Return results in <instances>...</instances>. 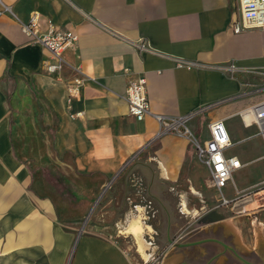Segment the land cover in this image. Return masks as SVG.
<instances>
[{"label":"crops","instance_id":"0c3cea01","mask_svg":"<svg viewBox=\"0 0 264 264\" xmlns=\"http://www.w3.org/2000/svg\"><path fill=\"white\" fill-rule=\"evenodd\" d=\"M237 2L0 0V264H139L121 242L130 237L143 257L128 232L134 217L147 258L162 253L161 264H264V190H255L264 178L234 183L224 194L233 201L218 209L224 218L201 222L207 195L218 200L209 170L186 135L161 131L154 117L197 112L188 122L194 134L223 118L239 140L228 121L264 97V28L235 33ZM34 13L41 31L51 21L78 34L59 74L43 69L48 50L21 30ZM228 63L241 70L217 67ZM73 66L85 78L69 110ZM140 76L150 112L136 120L125 92ZM76 111L83 114L71 117ZM240 125L264 148L254 127ZM119 177L130 182L122 212Z\"/></svg>","mask_w":264,"mask_h":264},{"label":"built area","instance_id":"2783aa9c","mask_svg":"<svg viewBox=\"0 0 264 264\" xmlns=\"http://www.w3.org/2000/svg\"><path fill=\"white\" fill-rule=\"evenodd\" d=\"M238 17L233 22L232 28L235 33L247 28H264V0H238ZM39 16L34 13L27 21L20 22L21 30L32 37V39L44 46L49 55L42 60L43 69L50 74H59L66 64L63 52L66 48L74 47L78 41V34L72 28H62L47 22L46 29L40 30ZM139 49H146L144 40L135 42ZM234 74L241 70L234 63L217 65ZM72 77L66 81L67 107L71 110L72 100L81 95L84 85L85 74L79 66L72 67ZM264 75V72H260ZM257 92L264 94V83ZM126 101L129 113L136 119L141 120L150 112L149 99L146 91L145 77L131 79L126 87ZM82 111L70 112L71 117H78ZM197 112L167 117L154 113V117L160 123L161 131H172L186 135L192 142L196 157L202 161L209 170L210 184L218 191V200L213 209L228 206L233 201L224 195L223 189L232 180L235 169L242 166L240 158L236 155H227L226 149L234 144L223 118L210 120L206 124L207 138L199 140L188 126V122ZM242 124L245 127H254L253 135L261 137L264 144V97L246 106L239 112ZM219 158V159H217ZM234 185V184H233ZM255 190H264V181L256 186Z\"/></svg>","mask_w":264,"mask_h":264},{"label":"rangeland","instance_id":"374dc122","mask_svg":"<svg viewBox=\"0 0 264 264\" xmlns=\"http://www.w3.org/2000/svg\"><path fill=\"white\" fill-rule=\"evenodd\" d=\"M261 78H258L257 80L260 81ZM199 117H200V122L204 120L203 115H199ZM240 120L238 118H236V119H232L231 121H228L237 130L238 137H239V140L235 141V143L228 148V153L237 154L242 159H247V158H253V159L247 164L244 162V164L240 168L236 169L233 172L232 180L229 181L227 187H225L223 189L224 194L227 196H232V194L234 193V185H233L234 183H237L240 187H243L246 184H249L251 182H256V181L264 178V148H263L261 142H259L257 138H255V137L247 138L246 130H244L242 128V126L240 125ZM188 125H189V123H188ZM198 129L199 130L195 133L196 136L198 137L199 140L204 139L206 137V131H207L206 126L199 123ZM206 179H207L206 180L207 186L211 185L209 177ZM127 180H128L127 177H124V178L119 177L118 181L116 183H114V185H113L115 187V189H118V191H119V189L124 188L121 191V200L124 202V208L120 212L124 211V209H125V206H126L125 191L130 188V182H128ZM50 181L52 182V184L55 185V187L57 188L59 193H61L63 196L68 195V192L70 190L69 191L64 190L63 188H61V186L59 184H57L52 179H50ZM109 186H110V182L107 184V187H109ZM263 193L264 192H262V194ZM116 194L118 195V198H119L120 197L119 192H116V193L114 192L113 194H111V197L114 199ZM211 196H213V194H210V195L208 194L206 197L207 202L205 204L206 207L204 208L205 212L212 210L213 206L215 204V203L213 204L212 199L210 198ZM255 196H257V195H255ZM99 202H100V200L97 199L95 201V206ZM247 203H248V206L255 204V202H253L252 199H249V201ZM105 210H106L105 208H101V211H105ZM196 223H197V218L190 225H188V227L191 228ZM181 236H182V233H180L177 237H179L181 239ZM121 242L123 243V245L125 246L127 251L132 256H134L136 258V260L139 264H143L144 260L145 261L150 260V261H152L153 264H161L163 262V260H165V258H166L165 256L163 257L162 253H159L157 256H155L152 259L151 258L147 259L144 256L141 257L136 252V250L134 248L133 240L130 237L126 238L125 240H122ZM204 259L205 258H201V260L199 261L198 264H203ZM152 263H149V264H152ZM145 264H148V262H146Z\"/></svg>","mask_w":264,"mask_h":264},{"label":"bare ground","instance_id":"6f19581e","mask_svg":"<svg viewBox=\"0 0 264 264\" xmlns=\"http://www.w3.org/2000/svg\"><path fill=\"white\" fill-rule=\"evenodd\" d=\"M128 232H129V234L132 235V238L134 239V242H135L136 247H137V251L142 256H145L147 258L148 254H147L146 248L148 245L142 236V228H141V224H140L138 218L134 217L130 221V224L128 225Z\"/></svg>","mask_w":264,"mask_h":264},{"label":"water","instance_id":"95a60500","mask_svg":"<svg viewBox=\"0 0 264 264\" xmlns=\"http://www.w3.org/2000/svg\"><path fill=\"white\" fill-rule=\"evenodd\" d=\"M223 218H224V215L221 212H219L216 209H212V210L206 212L205 214H203L200 218V221L205 223V222L223 219ZM202 241H205V240H202ZM188 244H190V243H182L180 245H188Z\"/></svg>","mask_w":264,"mask_h":264},{"label":"snow or ice","instance_id":"6c2138e0","mask_svg":"<svg viewBox=\"0 0 264 264\" xmlns=\"http://www.w3.org/2000/svg\"><path fill=\"white\" fill-rule=\"evenodd\" d=\"M217 159H219V158H217Z\"/></svg>","mask_w":264,"mask_h":264}]
</instances>
